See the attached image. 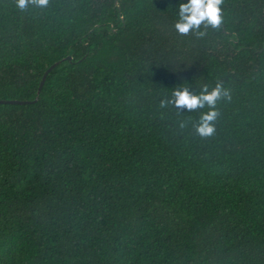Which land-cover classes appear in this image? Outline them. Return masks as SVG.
Wrapping results in <instances>:
<instances>
[{
    "label": "trees",
    "instance_id": "obj_1",
    "mask_svg": "<svg viewBox=\"0 0 264 264\" xmlns=\"http://www.w3.org/2000/svg\"><path fill=\"white\" fill-rule=\"evenodd\" d=\"M188 3L0 0V264H264V0Z\"/></svg>",
    "mask_w": 264,
    "mask_h": 264
},
{
    "label": "clouds",
    "instance_id": "obj_2",
    "mask_svg": "<svg viewBox=\"0 0 264 264\" xmlns=\"http://www.w3.org/2000/svg\"><path fill=\"white\" fill-rule=\"evenodd\" d=\"M16 6L24 11L29 5L39 8H46L49 0H15ZM223 0H189L188 4L181 5L180 15L181 22L176 27L181 33H188L192 29H198L202 24L205 27L219 28L222 23L221 8ZM227 96V92L223 93ZM222 96V89L217 85L211 91L207 88L200 95H193L187 90L176 91L174 100L171 101L176 106L185 107L188 110H197L204 108L206 105L209 109H214L217 100ZM162 107L165 106L162 102ZM218 113L210 110L201 115L200 121L196 127L197 133L201 137L211 136L215 129L212 122L216 119Z\"/></svg>",
    "mask_w": 264,
    "mask_h": 264
},
{
    "label": "water",
    "instance_id": "obj_3",
    "mask_svg": "<svg viewBox=\"0 0 264 264\" xmlns=\"http://www.w3.org/2000/svg\"><path fill=\"white\" fill-rule=\"evenodd\" d=\"M65 59L69 60V56H66ZM58 61H54L53 63H51L50 65H48L42 72L41 74V77H40V80L38 82V86H37V92L40 88V86L42 85V82L46 76V74L48 73V71L57 63ZM33 101V100H31ZM29 100H17V99H0V103H18V104H23V103H28V102H31Z\"/></svg>",
    "mask_w": 264,
    "mask_h": 264
}]
</instances>
